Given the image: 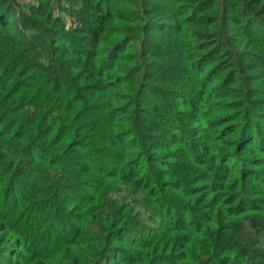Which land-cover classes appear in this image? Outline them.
I'll return each mask as SVG.
<instances>
[{
    "label": "trees",
    "instance_id": "16d2710c",
    "mask_svg": "<svg viewBox=\"0 0 264 264\" xmlns=\"http://www.w3.org/2000/svg\"><path fill=\"white\" fill-rule=\"evenodd\" d=\"M0 264H264V0H0Z\"/></svg>",
    "mask_w": 264,
    "mask_h": 264
},
{
    "label": "rangeland",
    "instance_id": "374dc122",
    "mask_svg": "<svg viewBox=\"0 0 264 264\" xmlns=\"http://www.w3.org/2000/svg\"><path fill=\"white\" fill-rule=\"evenodd\" d=\"M26 1V0H25ZM27 1H32V2H35V1H37V0H27Z\"/></svg>",
    "mask_w": 264,
    "mask_h": 264
}]
</instances>
